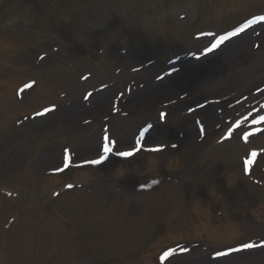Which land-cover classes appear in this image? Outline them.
<instances>
[{
	"label": "rangeland",
	"instance_id": "1",
	"mask_svg": "<svg viewBox=\"0 0 264 264\" xmlns=\"http://www.w3.org/2000/svg\"><path fill=\"white\" fill-rule=\"evenodd\" d=\"M104 1L0 0V264H264V0Z\"/></svg>",
	"mask_w": 264,
	"mask_h": 264
},
{
	"label": "snow or ice",
	"instance_id": "2",
	"mask_svg": "<svg viewBox=\"0 0 264 264\" xmlns=\"http://www.w3.org/2000/svg\"><path fill=\"white\" fill-rule=\"evenodd\" d=\"M242 31H243V29H242ZM209 35H213V34H211V33H209ZM236 35V33H233V35L232 36H235ZM224 38H222V39H220V42L219 43H216V41H217V39H216V37L213 35V39L215 40V42L213 43V42H211L210 41V47H206L205 49H204V52L205 53H211V52H213L215 49H217V48H219L227 39H228V36H223ZM213 45H215V46H213ZM158 79H161V77H157ZM49 111H51V109H49ZM46 114V112H42V113H38V115H41V116H43V115H45ZM166 114L165 113H162V117L164 118V116H165ZM262 122H264V121H261V123ZM199 123V122H198ZM150 129V128H149ZM141 131H143V129L141 130ZM201 131H203V129H201ZM146 133V132H145ZM145 133H144V135H145ZM144 137V136H143ZM142 137V138H143ZM141 138V139H142ZM141 139L139 140V147H137V145H136V143H135V146L133 147V149L132 150H129V151H126V152H121V151H118L116 154H118V155H122V156H132V155H134L137 151H139L140 150V146H141ZM104 140L105 141H107L108 140V138L107 137H105L104 138ZM162 149L160 148V147H155V148H151V149H149V151H161ZM103 152H107L108 154L110 153V152H112V148H110L109 146H108V144H107V147H105V143L103 144ZM107 156H105L104 157V159L106 158ZM101 161L102 160H95V161H89V163H101ZM247 161V165L248 166H250L252 163H253V161L252 160H246ZM171 255H173V252H172V254ZM170 255V256H171ZM169 257V256H168ZM167 258V257H166ZM165 258V259H166Z\"/></svg>",
	"mask_w": 264,
	"mask_h": 264
},
{
	"label": "bare ground",
	"instance_id": "3",
	"mask_svg": "<svg viewBox=\"0 0 264 264\" xmlns=\"http://www.w3.org/2000/svg\"><path fill=\"white\" fill-rule=\"evenodd\" d=\"M174 83L172 82L171 83V81H167V82H164V83H162L161 85H160V87H162L163 86V88H167L168 89V91H170L169 89V87H167V85H169V86H171V85H173ZM165 85V86H164ZM174 88V86L171 88V90Z\"/></svg>",
	"mask_w": 264,
	"mask_h": 264
}]
</instances>
